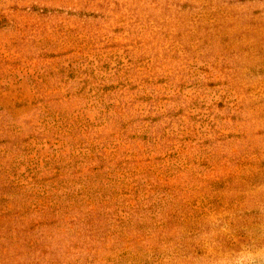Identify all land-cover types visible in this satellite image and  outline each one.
Segmentation results:
<instances>
[{"label": "rangeland", "instance_id": "rangeland-1", "mask_svg": "<svg viewBox=\"0 0 264 264\" xmlns=\"http://www.w3.org/2000/svg\"><path fill=\"white\" fill-rule=\"evenodd\" d=\"M6 213L0 264H264V0H0Z\"/></svg>", "mask_w": 264, "mask_h": 264}, {"label": "trees", "instance_id": "trees-1", "mask_svg": "<svg viewBox=\"0 0 264 264\" xmlns=\"http://www.w3.org/2000/svg\"><path fill=\"white\" fill-rule=\"evenodd\" d=\"M90 202V201H89ZM102 202H105V201H102ZM42 201H36V203L34 204V205H42ZM65 203H68V205L67 206H65L64 208V210L65 211H62L63 213H65V214H68L71 210H75V209H80V212L82 211V208L84 207V205L83 204H78V203H76L75 201H65ZM65 203H63V204H65ZM52 204H54V207H55V205H56V201H54V203H52ZM63 204H60L59 206H61V205H63ZM58 210L56 209V208H54L53 209V212L51 213L53 216L55 215V213L57 212ZM26 214H28V212L26 211V212H23L19 217H21V216H24V215H26ZM57 214H60V212H58ZM89 214V213H88ZM9 213H6V214H4V215H0V218H3V217H9ZM90 219V218H89ZM96 220H98V221H101L102 219H96ZM90 221H92V218L90 219ZM92 222H88V224H91ZM4 222L3 221H1L0 220V228H7V230H8V232L11 234L12 233V231H11V229L8 227V226H4ZM87 224V223H86ZM95 225L96 224H91V225H87V230L91 233L90 235H89V237H90V239H93L94 237L93 236H97L98 234H97V231H94V227H95ZM1 238V237H0ZM6 241H8V239L6 240ZM11 244V242H9V245ZM28 246L30 247V248H32V246H33V244H32V242L31 241H29L28 242Z\"/></svg>", "mask_w": 264, "mask_h": 264}]
</instances>
